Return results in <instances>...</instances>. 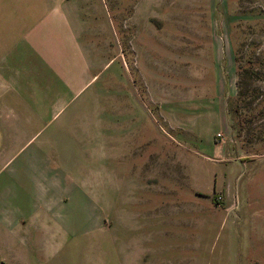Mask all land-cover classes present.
<instances>
[{"label": "rangeland", "instance_id": "374dc122", "mask_svg": "<svg viewBox=\"0 0 264 264\" xmlns=\"http://www.w3.org/2000/svg\"><path fill=\"white\" fill-rule=\"evenodd\" d=\"M105 1L107 62L77 99L89 104L88 141L39 144L35 176L22 172L32 144L9 143L0 160V264H150L146 234L158 231L164 264L174 252L182 264H264V0ZM194 161L197 188L205 169L224 170L212 205L200 203L215 230L176 213L206 200L190 184ZM36 179L66 192L53 221L24 231L12 206Z\"/></svg>", "mask_w": 264, "mask_h": 264}, {"label": "crops", "instance_id": "0c3cea01", "mask_svg": "<svg viewBox=\"0 0 264 264\" xmlns=\"http://www.w3.org/2000/svg\"><path fill=\"white\" fill-rule=\"evenodd\" d=\"M112 18L105 0H0V160L7 156L9 143L19 144V148L32 144L29 152L22 155V172L35 176L41 174L39 144L88 141L81 128L88 124L89 104L77 99L106 65L104 46L106 37H110ZM40 134L44 137L40 138ZM207 141H212L215 149L225 147L219 137ZM188 170L193 190L206 200L192 199L187 206L182 201L177 216L186 218L192 230L201 229L202 223H211L215 230L220 218L202 210L200 203L203 201L207 207L211 204L207 198L218 185L217 172L205 169L203 184L209 185L197 188L201 184L200 167L194 161ZM218 178V183L224 181L223 169ZM37 180L21 188V200L12 206L24 231L39 229L37 223L53 221L50 207L66 192V188L57 191ZM0 184H5L3 179ZM8 210L6 205L0 206V221H7ZM227 213H231L232 222L242 216L240 210L238 215L235 211ZM163 214L161 211L155 215L161 218ZM164 235V231L146 234L150 264L165 262ZM188 245L192 248L200 246V242ZM170 257L175 264L183 262L175 252Z\"/></svg>", "mask_w": 264, "mask_h": 264}, {"label": "built area", "instance_id": "2783aa9c", "mask_svg": "<svg viewBox=\"0 0 264 264\" xmlns=\"http://www.w3.org/2000/svg\"><path fill=\"white\" fill-rule=\"evenodd\" d=\"M216 135L219 136V135H220L219 132H216ZM215 198H216L217 200H219V199H220V195L217 194V195L215 196Z\"/></svg>", "mask_w": 264, "mask_h": 264}]
</instances>
